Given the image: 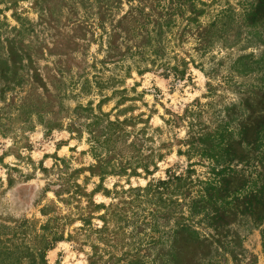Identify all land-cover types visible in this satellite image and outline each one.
<instances>
[{
	"label": "rangeland",
	"instance_id": "374dc122",
	"mask_svg": "<svg viewBox=\"0 0 264 264\" xmlns=\"http://www.w3.org/2000/svg\"><path fill=\"white\" fill-rule=\"evenodd\" d=\"M99 113L148 120L157 170L90 176L84 124ZM168 176L186 178L190 196L172 199L199 233L177 264H264V0H0V241L33 247L48 224L63 240L47 264L120 256L90 231L103 227L93 202L113 206L109 231L124 227L147 264H163L175 221L164 209L160 233L149 232L159 207L137 189ZM207 181L210 202L200 199Z\"/></svg>",
	"mask_w": 264,
	"mask_h": 264
},
{
	"label": "trees",
	"instance_id": "16d2710c",
	"mask_svg": "<svg viewBox=\"0 0 264 264\" xmlns=\"http://www.w3.org/2000/svg\"><path fill=\"white\" fill-rule=\"evenodd\" d=\"M125 19V16L122 20ZM156 37L161 34V32L155 33ZM110 45V44H109ZM246 60V58H240V61ZM241 64L242 72H246L244 66ZM183 72H180L182 75ZM89 121L84 124V128L89 136L90 153L95 160V164L89 168L90 176L98 177L100 181H103L107 176H121V177H138L140 175L148 176L152 172L157 170V161L161 159V154H154L151 150L146 148V141L148 138L145 137L146 130L148 129V120H142L141 117L137 118H125L120 121L118 118L115 120H110L108 114L99 113L90 116ZM137 120L138 122H135ZM138 123H144L143 128L135 131V127ZM196 138L191 136L189 141L190 145L196 142ZM202 141L203 139H198ZM202 141V143H204ZM205 145V144H204ZM206 146V145H205ZM214 146H206L203 148L202 155L213 153ZM140 170V172H139ZM79 173V172H77ZM186 178L182 177H167L163 180H157L154 183H148L145 188H138L137 191H142L145 193L146 198L159 208L152 211V222L150 223L148 230L153 233H160L156 225V220L159 218L156 214L161 213L164 209H167L165 219L173 218L175 223L173 224L172 236H171V246L168 256H171V260L168 256L160 255L164 259L163 264H177L179 256H185V253H192L195 251L194 242L197 241L199 233L192 229L188 224L184 223L185 217L175 208L179 205L178 200L172 199L174 197H181L186 200V197L190 196V188L186 190ZM174 184V188H172ZM205 191L200 197L201 200L205 202H210L213 198L212 190L214 187L207 181L204 183ZM76 192L74 195L78 197H86V192L84 188L74 183ZM134 191V189H131ZM97 192V189L92 191L91 194ZM193 198H189V213L194 214L197 207ZM161 204V206H160ZM93 205V209L98 211H104V214L99 216V219L103 222V227L90 230L99 236V240L106 245V247L116 249L121 252L120 256L109 253L107 260H104L103 255H98L95 252L90 258L88 264H147V254L143 250V245L140 243L135 244L130 247L126 242V235L124 227L116 228V231H109L107 217H109V212L112 210L113 206H104L103 204ZM117 218L120 221L125 220L124 209H120L116 213ZM91 216L87 218H81L82 228L90 225ZM81 228V229H82ZM135 236H141L147 239L146 226L136 227ZM41 234H34L36 241L35 246H29L26 243L23 244H12V240L7 239L5 241H0V264H47L46 263V253L53 248L56 242L63 240V236L58 234L59 232H52V230L47 225L40 228ZM134 236V235H131ZM70 237V236H69ZM69 239V238H68ZM151 239V238H150ZM162 237H158L156 240L153 239L148 242L152 246L162 241ZM140 240V241H141ZM133 245V244H132ZM125 246L129 248L125 249ZM264 247V244H263ZM123 249V250H122ZM26 261V262H23Z\"/></svg>",
	"mask_w": 264,
	"mask_h": 264
}]
</instances>
